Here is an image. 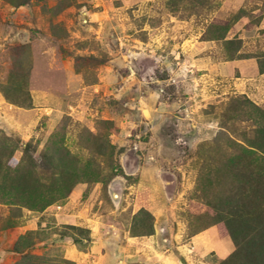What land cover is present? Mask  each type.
Listing matches in <instances>:
<instances>
[{"label": "rangeland", "instance_id": "374dc122", "mask_svg": "<svg viewBox=\"0 0 264 264\" xmlns=\"http://www.w3.org/2000/svg\"><path fill=\"white\" fill-rule=\"evenodd\" d=\"M242 97L264 108V0H0V171L51 201L0 196V264H218L198 188Z\"/></svg>", "mask_w": 264, "mask_h": 264}, {"label": "trees", "instance_id": "16d2710c", "mask_svg": "<svg viewBox=\"0 0 264 264\" xmlns=\"http://www.w3.org/2000/svg\"><path fill=\"white\" fill-rule=\"evenodd\" d=\"M233 103H238L243 108L244 111L241 112L243 111L242 116L245 118L242 120L251 121L253 128L240 135L242 139L238 140L242 142L241 144L236 141V136L239 135L233 136L235 133L227 130L232 136L228 137L225 134L229 144L225 150L221 144L215 146L220 152L218 151L215 158H210L207 164H204V169L209 172L202 174L198 193L199 198L205 201L212 212L211 224L221 223L233 244V251L218 264H264V108L256 107L244 97L233 99ZM218 140H215L216 143ZM30 148V142L24 144V155L30 152ZM4 154L6 151L0 149V158ZM36 168L30 163L19 175L0 171V176H3L2 174L4 177L13 176L8 186L0 184V187L2 186L0 196L12 197L15 199L14 202L17 199L16 204L21 206L29 207L30 202H35L40 208L48 205L51 201H46V195L44 196L46 198L40 201L39 194L42 192L35 194L41 188L47 189L44 188L43 182L35 178L36 175H44L43 172L35 171ZM61 172L58 174V180L62 178ZM63 186L68 193L72 184L65 183ZM211 186H214L213 189ZM218 187L221 188L217 190ZM72 228L82 235L83 229ZM27 237L28 234L21 237L15 247L24 259L29 256L22 254V248L29 247V241L25 240ZM85 238L89 241L88 237ZM83 239L82 236L72 238V242L82 243Z\"/></svg>", "mask_w": 264, "mask_h": 264}]
</instances>
